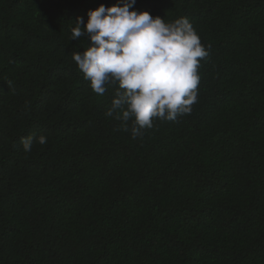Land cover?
Wrapping results in <instances>:
<instances>
[{"label":"trees","instance_id":"16d2710c","mask_svg":"<svg viewBox=\"0 0 264 264\" xmlns=\"http://www.w3.org/2000/svg\"><path fill=\"white\" fill-rule=\"evenodd\" d=\"M101 4L0 0V264H264V0H136L209 51L192 112L136 139L72 60Z\"/></svg>","mask_w":264,"mask_h":264},{"label":"clouds","instance_id":"9594fccd","mask_svg":"<svg viewBox=\"0 0 264 264\" xmlns=\"http://www.w3.org/2000/svg\"><path fill=\"white\" fill-rule=\"evenodd\" d=\"M136 0L101 4L87 13V23L77 18L71 40L86 37L83 52L72 60L96 95L114 87L104 115L120 122L133 139L151 130L156 121L177 122L192 112L198 102V69L209 51L184 17L166 22L148 12L130 11ZM83 25V27H81ZM44 145L47 137H36ZM25 153L31 152L33 137L21 140Z\"/></svg>","mask_w":264,"mask_h":264}]
</instances>
